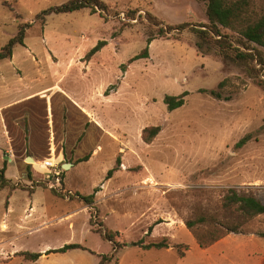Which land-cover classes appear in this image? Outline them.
Returning a JSON list of instances; mask_svg holds the SVG:
<instances>
[{"label":"rangeland","instance_id":"1","mask_svg":"<svg viewBox=\"0 0 264 264\" xmlns=\"http://www.w3.org/2000/svg\"><path fill=\"white\" fill-rule=\"evenodd\" d=\"M68 1L0 0V49L29 25L24 46L0 63V106L23 99L1 112L10 146H0V170L11 161L0 181V264H259L264 214L246 219L223 199L234 191L264 205V90L197 52L193 30L208 23L205 2L98 0L105 10L48 12ZM249 1L252 17L264 15V0ZM99 41L107 45L84 62ZM146 47L147 59L129 62ZM222 81L218 100L208 91ZM183 92L184 105L169 112L164 97ZM148 127L160 129L150 144ZM45 160L60 162L62 191L46 185ZM93 194L91 205L77 198ZM199 216L245 234L201 249L195 237L209 227H185ZM162 241L167 249L139 246ZM67 245L82 249L46 255Z\"/></svg>","mask_w":264,"mask_h":264},{"label":"trees","instance_id":"2","mask_svg":"<svg viewBox=\"0 0 264 264\" xmlns=\"http://www.w3.org/2000/svg\"><path fill=\"white\" fill-rule=\"evenodd\" d=\"M206 4V16L208 23L200 25L199 29L193 30L196 37L194 47L197 52L201 55L214 54L221 58L225 64L232 65L242 70L249 78L256 80V84L259 88L264 90V55L260 49H264V15L259 18L251 16L250 1L249 0H202ZM94 8L105 10V7L98 0H70L67 3L49 10L54 14H66L80 11L85 8ZM43 12L42 14H47ZM150 22L154 19L147 15ZM190 25L187 23L180 24L177 26H167L166 30L158 31L159 34L167 33L171 30L183 31ZM29 27L28 24L19 27L17 34L11 38L1 49H0V63L4 60L11 59L13 56V49L15 46H24L25 30ZM235 34L236 37L233 40L232 36L228 34ZM154 40L153 36L147 37L146 44L149 45ZM106 41H99L95 47H93L84 57V62H89L91 58L98 53L103 47H105ZM256 46V47H253ZM253 52V53H252ZM148 58V47H146L140 54L130 59V63H133L140 59ZM121 69L125 72V66L121 65ZM224 81L220 82L217 86V90L208 91L209 95L215 99L221 100L222 90ZM115 86H111L105 96H108L109 92L114 90ZM201 93L207 91L201 90ZM188 92H183L178 96L166 95L163 102L169 112L181 108L185 101V97L188 96ZM224 100H230L229 97H225ZM159 127H148L142 131V139L145 143L150 144L159 133ZM258 132H264V125L258 130ZM252 138V134H247L236 144V147H241L246 144ZM6 163L0 170V181L7 182L4 175L6 172ZM119 164V159L116 161ZM112 174V170L109 175ZM30 173H28V177ZM97 191V190H96ZM95 191V192H96ZM55 192V191H53ZM94 194L91 196H80L77 198L82 200L86 205L93 203ZM223 207L236 209L246 218L252 219L254 217L264 214V205L257 199L251 196L238 195L234 191H230L223 199ZM208 226L207 236L201 237L196 235V242L201 249H206L216 242L222 240L229 234H245L241 227L238 225H227L215 221L212 217L199 216L193 220H187L185 227L189 230L197 226ZM97 232L108 242L117 246L114 242L113 236L107 231ZM259 237L264 238V231L259 233ZM139 246L143 249H167L168 246L165 242L150 243L144 245L139 243ZM71 249H82L80 245H67L61 249L55 251H49L50 253H65ZM17 255L23 257L28 261H37L42 254H30V253H18ZM180 257H183L182 255ZM106 258H103L100 264H104Z\"/></svg>","mask_w":264,"mask_h":264},{"label":"built area","instance_id":"3","mask_svg":"<svg viewBox=\"0 0 264 264\" xmlns=\"http://www.w3.org/2000/svg\"><path fill=\"white\" fill-rule=\"evenodd\" d=\"M124 19V17H122ZM46 172L44 181L50 190L60 192L63 190V170L60 168V162L51 164L48 160L41 162Z\"/></svg>","mask_w":264,"mask_h":264},{"label":"crops","instance_id":"4","mask_svg":"<svg viewBox=\"0 0 264 264\" xmlns=\"http://www.w3.org/2000/svg\"><path fill=\"white\" fill-rule=\"evenodd\" d=\"M29 96L25 97L24 99L28 98ZM23 99H18V100H14L12 102H9L8 104H5L4 106H0V146L4 147L6 150L5 151H8L7 147L10 146V140H9V137L7 136V130H6V126H5V122L3 120V117H2V114L1 112L7 108H11V107H14V106H17ZM32 158V157H31ZM6 159V157H5ZM34 159V158H32ZM8 161H11V159L8 157V159H6ZM5 160V161H6ZM31 166V164H30ZM38 169H42L40 167H37ZM44 170V169H42ZM6 171H7V168H6ZM45 171V170H44ZM6 173V172H5ZM22 173V172H21ZM22 175H24V172L22 173ZM228 236V235H227ZM224 239V238H223ZM222 239V240H223ZM220 240V241H222ZM218 241V243L220 242ZM264 263V256L261 257L260 259V262L259 264H263Z\"/></svg>","mask_w":264,"mask_h":264},{"label":"water","instance_id":"5","mask_svg":"<svg viewBox=\"0 0 264 264\" xmlns=\"http://www.w3.org/2000/svg\"><path fill=\"white\" fill-rule=\"evenodd\" d=\"M6 159H8V157H6ZM26 161H27L28 163H30V162L33 161V159H32L31 157H28V158L26 159ZM63 167H64V169H68V168H69V165H64Z\"/></svg>","mask_w":264,"mask_h":264},{"label":"bare ground","instance_id":"6","mask_svg":"<svg viewBox=\"0 0 264 264\" xmlns=\"http://www.w3.org/2000/svg\"><path fill=\"white\" fill-rule=\"evenodd\" d=\"M33 162V161H32ZM50 162V161H49ZM31 163V162H30ZM37 167V166H36Z\"/></svg>","mask_w":264,"mask_h":264}]
</instances>
